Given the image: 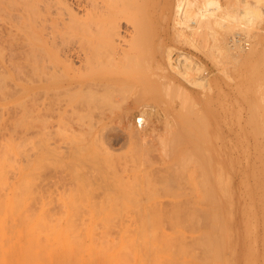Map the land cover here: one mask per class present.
Instances as JSON below:
<instances>
[{
    "label": "rangeland",
    "instance_id": "1",
    "mask_svg": "<svg viewBox=\"0 0 264 264\" xmlns=\"http://www.w3.org/2000/svg\"><path fill=\"white\" fill-rule=\"evenodd\" d=\"M8 1L2 5L4 0L2 3L0 0V182L4 183L0 184V222H3L1 219L6 220L7 217L8 220L14 215L17 227H26V232L23 229L24 233H27L29 226L24 224L30 221L40 223L36 224L37 230L38 227L42 229L43 225L46 228L47 225L49 227L53 224L50 225L54 227L53 232H56L53 236L51 233H48L51 234L48 236L46 232L49 229L43 228L48 239L55 238L54 235L57 234L55 240L51 239L55 241L54 245L51 241L48 242V245L53 247L60 240L61 236L58 235L62 234V230L64 232L66 225L67 230L72 226L78 233L82 230L79 234L81 238L75 233L77 241L80 238L78 243L82 244L85 239L82 246L88 245L85 247L89 250L82 246L76 250L80 264H264V45L256 50L250 49L251 52L245 50L246 56L243 59L238 63L227 64L226 71H223L216 59L203 49L200 52V49L174 42H169L166 49H160L144 44L153 37L156 42H160L158 35L149 32H141L138 36L123 34L124 42L117 43L118 46L112 48L120 57L115 54L114 63L109 62L105 66L111 77L122 80V84L119 83V86L114 88L116 93L112 90L113 93H106L108 96L98 98H87V95H76L72 92L30 93L23 90L27 84L24 82L25 78L27 80L25 71L28 70V58L25 54L30 47L26 45H30V41L37 43V37L33 34L35 40L29 38V34H25L26 29H20L16 25L17 4L21 0H17L14 8L11 6L14 0ZM9 3L11 5H8ZM6 5L14 10L16 8V11ZM15 25L16 27H13ZM143 34L146 37L142 36ZM262 35L264 39V33ZM132 37V40H138L133 43L134 46ZM170 37L172 35L169 40ZM246 37L248 35L243 38ZM249 37L253 38L254 35ZM138 38H141L142 42ZM167 49L176 50L174 59L177 53H186L204 67L208 78L204 76V80L202 74L200 77L193 76L197 77V80L203 78L201 80L205 82L202 88L188 85L174 76L164 58ZM121 57L126 60L124 63ZM131 63L134 68H131ZM167 81H171L170 84H166ZM207 83H210L209 86L205 85ZM175 85L177 89L169 88ZM145 89H148L149 93ZM141 90L142 95L139 92ZM95 100L103 102L99 109L92 107L91 110L88 106V111L83 108L90 103L100 104ZM146 105L151 106L153 112H147V127L138 133L135 122ZM108 134L119 138H109ZM5 138L9 141L6 142ZM31 140L33 143L30 144L33 146L29 144ZM5 144L8 146H4ZM29 153L35 155L30 170L26 162ZM11 161L16 163L13 165ZM36 176L39 178L35 179ZM18 195L21 200H18ZM76 206L78 208L75 209ZM65 212L64 219L77 215L75 218L79 219L80 224L84 222L83 225L79 226V221L74 218L64 220L61 214ZM79 212L85 219H89L92 214L96 218L84 221L83 217H78ZM45 213L53 217L54 221L59 215L63 221L60 219V222H51L53 218L49 215L43 218ZM22 219L24 220L20 222ZM12 220L14 222V219ZM12 220L7 221V228L9 224L12 226ZM113 222L120 226L116 227ZM122 224H125L124 227ZM113 225L120 228L118 231L121 232L117 233ZM56 227H59L60 233L58 229L55 231ZM83 228H86L84 232ZM112 229L116 235L112 234ZM50 230L52 232V229ZM36 232L40 231L34 233ZM72 232L73 230H70L64 234L67 238L70 237L68 239L71 243L75 242L73 246H79L73 241L76 238L72 240L73 235L75 236ZM34 233L30 234L33 239L36 236ZM110 233L115 236L111 237ZM39 236L37 240L43 237L46 240L45 236ZM117 236L121 238L118 239ZM62 237L56 249L63 247V253L60 254L62 251L58 249L60 252L55 251L56 255L51 256L49 253L54 252L52 246L51 251H42L50 255L53 262H49L50 258L45 254L43 256L49 264H70L69 257L64 258L66 255H63L69 253L67 250L70 247L64 250L65 245L71 244L68 245L69 240ZM197 237L199 239H196ZM23 239L22 244L25 240L28 243L27 236ZM92 239L97 240L96 243ZM42 241L44 242V239ZM26 243L24 246H27ZM36 244L34 243V246ZM101 245L106 248L109 246L108 251ZM27 247L30 250V247ZM129 247L132 248L133 254ZM82 248L86 252H80ZM74 251L70 250L71 253ZM30 252L28 251L26 256H31ZM34 252L36 253V250ZM57 254L62 255L60 259L55 257ZM74 255L72 253L73 257H70L71 263L77 264ZM26 258L24 257L30 264L29 257ZM37 261L38 264L42 262ZM44 261L42 264H45Z\"/></svg>",
    "mask_w": 264,
    "mask_h": 264
},
{
    "label": "bare ground",
    "instance_id": "2",
    "mask_svg": "<svg viewBox=\"0 0 264 264\" xmlns=\"http://www.w3.org/2000/svg\"><path fill=\"white\" fill-rule=\"evenodd\" d=\"M12 1V0H11ZM10 3L13 2V4L11 5L10 3L8 5H11L13 7V5H16L17 0L12 1ZM19 1V0H18ZM22 1V3H21ZM19 1V3L17 4L18 8L16 11L11 7H8L6 5V7L10 8L11 10H13L14 12L16 11L17 14L15 16V21H16V25L17 27L19 26L20 29H26L25 34H29V38H34L33 40H35V38L37 37V39L35 40L37 43H33L30 41V45H26L27 47L30 46L28 48V53L25 54V57L28 58V66L26 68H28V70H26L25 72H27L26 76H27V80L25 78L24 82L26 81V87H23V90L26 92H30V93H35V92H44L46 94L51 93V92H61V93H75L76 95H87V98H98V97H104L105 95H107L110 91V94L113 93V91L115 92L116 89L114 90V88L118 85L119 83H121V79L117 78V77H111L106 69L105 66L106 64L110 63H114L115 58V54L118 55V52H115V50H112L113 46H116L117 43L121 44L122 42H124V37L123 34L126 35H139V33H145V32H149L152 33V35H158L159 38H161L159 41L160 42H156L155 37H151V40H147L146 43L144 44H148V46H154V47H160V49H166L167 44L169 42H174L178 45H185V46H189L192 47L194 49H200L202 52L205 50L207 53H210V55L216 59L217 63L219 64L220 68L223 71H226L225 67L227 64H230L231 62H236L238 63L241 59L244 58L245 55V50H253V49H257L260 46L264 45V39H263V35L262 33H264V0H21ZM3 2V0H1V3ZM5 0L2 3L5 4ZM7 2H9L7 0ZM6 2V4H7ZM22 4V5H21ZM19 5H21L19 7ZM4 8V7H3ZM12 11V12H13ZM8 12V11H6ZM1 13V12H0ZM8 14V13H7ZM9 16V15H8ZM12 16V15H10ZM14 18V16H12ZM10 20V19H9ZM12 20V19H11ZM14 21V20H12ZM15 23V22H14ZM13 23V24H14ZM11 24V23H10ZM12 25V24H11ZM13 26V27H16ZM18 29V28H17ZM23 29V30H24ZM10 30V29H9ZM13 30V29H11ZM23 32V31H21ZM12 33V32H11ZM147 33V34H149ZM256 33V34H255ZM33 34L36 37H33ZM146 34V33H145ZM145 34H143L142 36H144ZM243 34H245L246 36L253 34L254 37H246L243 38ZM137 35V36H138ZM172 35V37H170L169 40V36ZM149 36V35H148ZM147 36V37H148ZM151 36V34H150ZM149 36V37H150ZM131 36H129L130 38ZM136 37V36H135ZM141 37V35H140ZM146 37V36H144ZM143 37V38H144ZM134 37L131 38L132 45L134 46L135 44H133L134 42H138L132 40ZM137 38V37H136ZM135 38V39H136ZM128 39V38H127ZM126 39V40H127ZM139 39V38H138ZM141 39V38H140ZM139 39V40H140ZM142 42V40H140ZM127 43V42H126ZM141 44V43H140ZM131 45V44H130ZM142 45V44H141ZM252 45V47L250 46ZM118 46V45H117ZM124 46V45H123ZM145 46V45H144ZM126 47V46H125ZM141 47V46H140ZM146 47V46H145ZM24 48V47H23ZM136 48V47H135ZM142 48V47H141ZM116 49V48H115ZM119 49L121 50V47H119ZM125 49V48H124ZM133 49V48H132ZM137 49V48H136ZM158 49V48H157ZM118 50V47H117ZM131 50V49H130ZM129 50V51H130ZM135 50V49H134ZM140 50V49H139ZM142 50V49H141ZM140 50V51H141ZM250 50V52H251ZM254 50V51H255ZM160 51V50H159ZM167 51V52H166ZM165 52V60L167 62V64L170 66L169 68L171 69L172 73L174 74V76L179 77L180 79H182L185 83H187L188 85H192L195 86L197 88H202L204 86V76H208L207 72H204V67L202 68L190 55H187L186 53H182L179 52L177 53V57L174 59L175 57V51H173V49H167ZM235 51H238L237 53H235ZM249 52V53H250ZM133 53V52H132ZM139 53V52H138ZM205 53V52H204ZM135 54V53H133ZM203 54V53H202ZM128 55V54H126ZM119 56V55H118ZM252 56V55H251ZM117 57V56H116ZM120 57V56H119ZM138 57V56H136ZM136 57L134 59H136ZM133 58V57H132ZM120 59V58H119ZM128 59V58H126ZM131 59V57H130ZM129 59V60H130ZM140 59V58H139ZM137 59V60H139ZM246 59V58H245ZM121 60L124 61V57ZM120 60V61H121ZM142 64L144 63V58L142 57ZM113 61V62H112ZM128 61V60H127ZM131 61V60H130ZM135 61V60H134ZM140 61V60H139ZM136 61V62H139ZM116 63V62H115ZM122 62H120V65L122 67H124ZM134 63V62H133ZM156 63V62H155ZM138 64V63H137ZM159 64V62H158ZM132 65V63L130 64V66ZM127 66V65H126ZM138 66V65H137ZM136 66V67H137ZM143 66V65H142ZM141 66V67H142ZM112 67V65H111ZM118 67V66H117ZM121 67V68H122ZM133 67V65L131 66V68ZM160 67V66H159ZM223 67V68H222ZM108 68V67H107ZM115 68V67H114ZM130 68V67H129ZM134 68V67H133ZM140 68V65L139 67ZM123 69V68H122ZM126 69V68H125ZM204 78V80H201L203 78H201L200 80L196 79L195 77H193L194 75H199V77L201 76ZM163 76V75H161ZM229 77V76H228ZM208 78V77H207ZM206 78V79H207ZM164 79V78H163ZM124 81V80H123ZM169 81V80H168ZM167 81V82H168ZM263 81V80H262ZM171 82V81H170ZM170 82L166 83V84H170ZM207 82V81H206ZM122 84V83H121ZM162 84V83H161ZM164 84V83H163ZM165 84V85H166ZM210 84L207 83L205 84L206 86ZM172 85V84H171ZM177 85V84H176ZM176 85L173 86V88L170 86L169 88L171 90H173L174 88H176ZM168 86V85H167ZM166 86V87H167ZM209 86V85H208ZM178 87V86H177ZM180 87V86H179ZM136 88V87H135ZM210 88V87H209ZM26 89V90H25ZM143 89V88H142ZM165 89V87H164ZM163 89V90H164ZM177 89V88H176ZM179 89V88H178ZM181 89V88H180ZM179 89V90H180ZM113 90V91H112ZM120 90V89H119ZM144 90V89H143ZM148 89H145V91ZM166 90V89H165ZM169 91V89H167ZM184 90V89H183ZM208 90V89H207ZM112 91V92H111ZM118 91V90H117ZM178 91V90H177ZM140 95H142L143 93L142 90L139 91ZM147 92V91H146ZM144 92V93H146ZM172 92V91H171ZM183 91H181L182 93ZM107 93V94H106ZM116 93V92H115ZM149 93V90H148ZM166 93V91H165ZM175 93V91H174ZM180 93V94H181ZM121 94V93H120ZM119 94V95H120ZM185 94V93H184ZM188 94V93H187ZM113 95V94H112ZM118 95V96H119ZM146 95V94H144ZM166 95V94H165ZM169 95V94H168ZM183 95V93H182ZM89 96V97H88ZM108 96V95H107ZM106 96V97H107ZM114 96V95H113ZM111 96V97H113ZM178 96V95H177ZM186 96V95H185ZM110 97V98H111ZM126 97V96H125ZM142 97V96H141ZM179 97V96H178ZM188 97V96H187ZM137 98V97H136ZM181 98V97H180ZM102 99V98H101ZM106 99V98H105ZM70 101V100H69ZM85 101V100H83ZM82 101V103H83ZM96 103H100V104H94V103H90V105H86L87 107L83 108H87L89 111V107H91V110L94 109H99L100 105L102 103L97 100H95ZM93 101V102H95ZM106 101V100H105ZM108 101V100H107ZM111 101V100H110ZM184 101V100H183ZM72 103V102H71ZM81 103V102H80ZM138 103V102H137ZM76 104V103H75ZM106 104V103H105ZM188 104V103H187ZM64 105V104H63ZM77 105V104H76ZM82 105V104H81ZM80 106V104H79ZM102 106V105H101ZM138 106V105H137ZM194 106V105H193ZM93 107V108H92ZM111 107V106H110ZM143 107V106H142ZM141 107V108H142ZM183 107V106H182ZM63 108V107H62ZM65 108V107H64ZM82 108V107H81ZM80 108V109H81ZM82 108V109H83ZM106 108V107H105ZM72 109V108H71ZM70 109V110H71ZM103 111V109H101ZM106 110V109H105ZM152 108L151 106H145L142 108V111L140 112L141 116L137 117L136 119V127L138 130H136L139 133V130H143L146 126L145 121H148L145 119V117L148 115L149 112H153L151 111ZM174 110V109H173ZM73 111V110H72ZM79 111V110H78ZM85 111V109H84ZM96 111V110H95ZM249 111V110H248ZM77 112V111H76ZM81 112V111H80ZM87 112V111H86ZM85 112V113H86ZM97 112V111H96ZM105 112V111H104ZM148 112V113H147ZM159 112V111H158ZM88 113V112H87ZM92 113V112H90ZM99 113V112H98ZM250 113V112H249ZM258 113V112H257ZM89 114V113H88ZM103 114V113H102ZM150 114V113H149ZM264 114V113H263ZM93 115V113H92ZM97 115V114H96ZM154 115V114H153ZM258 114H256L257 116ZM99 116V115H97ZM255 116V117H256ZM96 117V116H95ZM143 117V118H142ZM250 117V116H249ZM253 117V116H252ZM264 117V115H263ZM98 118V117H97ZM100 118V117H99ZM261 118V117H260ZM92 119V118H91ZM256 119V118H254ZM167 120V119H166ZM252 119H250L251 121ZM19 121V120H18ZM249 122V121H248ZM263 122V121H262ZM260 122V124L262 123ZM18 123V122H17ZM97 123V122H96ZM152 123V122H151ZM166 123V122H165ZM16 125V123H15ZM19 125V124H18ZM95 125V124H94ZM166 125V124H165ZM258 125V123H257ZM262 125V124H261ZM131 126V125H130ZM136 127H134V129H136ZM175 127V126H174ZM168 128V127H167ZM171 128V127H170ZM264 130V129H263ZM167 131V130H166ZM135 132V131H134ZM142 132V131H141ZM23 133V132H22ZM136 133V132H135ZM170 133V132H169ZM134 134V133H133ZM132 134V135H133ZM144 134V133H143ZM142 134V135H143ZM152 134V133H151ZM29 135V134H28ZM31 135V134H30ZM109 138L114 137L116 139L119 138V136H112V134H108ZM115 135V134H114ZM137 135V134H136ZM154 135V134H153ZM17 136V135H16ZM23 136V135H22ZM26 136V135H25ZM135 136V135H134ZM171 136V135H170ZM3 137V136H2ZM8 138V136H6ZM12 137V135H11ZM9 136V138H11ZM33 137H36V139L38 138L37 136L33 135ZM18 138V137H16ZM30 138V137H29ZM32 138V136H31ZM138 138V137H137ZM6 139V138H5ZM5 139L3 141H5ZM19 139V138H18ZM24 139V137H23ZM173 139V138H172ZM113 140V139H112ZM9 140L6 139V142H8ZM12 141V140H11ZM24 141V140H23ZM175 141V140H174ZM19 142V141H18ZM27 142V141H26ZM31 141H29L30 144ZM33 143V142H32ZM30 144L33 146V144ZM175 143V142H174ZM179 143V142H178ZM3 144V143H2ZM10 144V143H9ZM20 144V143H19ZM7 144H5L4 146H6ZM23 145V143H22ZM21 145V146H22ZM2 146V147H4ZM8 146V145H7ZM19 146V145H18ZM17 146V147H18ZM35 146V145H34ZM37 147V146H36ZM264 147V145H263ZM6 148V147H5ZM31 148V147H30ZM22 149V147H21ZM27 149V148H26ZM32 149V148H31ZM30 149V150H31ZM1 150V149H0ZM3 150V149H2ZM177 150V149H176ZM23 151V150H21ZM33 152V151H32ZM35 152V150H34ZM33 152V153H34ZM174 152V151H173ZM4 153L5 150H4ZM21 153V152H19ZM18 153V154H19ZM31 153V152H30ZM30 153L28 155H30ZM170 153V152H169ZM11 154V153H10ZM32 154V153H31ZM24 155V153H23ZM27 155V156H28ZM1 156V155H0ZM14 156V155H13ZM21 156V154H20ZM33 155H30L29 157H27L26 162H27V166L29 168V170L32 168V163H33ZM9 157V156H7ZM11 157V155H10ZM9 157V158H10ZM2 158V157H1ZM14 158V157H13ZM16 159V158H14ZM12 159V160H14ZM7 160V159H6ZM20 160V159H18ZM16 161V160H15ZM13 161V162H15ZM10 162V161H9ZM8 162V163H9ZM25 162V161H24ZM25 162V163H26ZM1 163V162H0ZM6 163V162H5ZM7 163V164H8ZM12 163V161H11ZM10 163V165H11ZM16 163V162H15ZM14 163V164H15ZM37 163V162H36ZM3 164V163H2ZM13 164V163H12ZM13 164V165H14ZM257 164V163H256ZM6 165V164H5ZM12 165V166H13ZM17 167V166H16ZM7 168V167H6ZM5 168V169H6ZM9 168V166H8ZM27 168V167H26ZM35 168V167H34ZM11 171V170H10ZM32 171V170H31ZM8 172V171H7ZM13 172V171H12ZM1 173V172H0ZM11 173V172H10ZM33 173V172H32ZM9 174V172H8ZM16 174V173H15ZM31 173H29L28 175L30 176ZM2 175V174H0ZM4 175V174H3ZM13 175V174H12ZM37 175V174H36ZM28 176V178H29ZM35 176V175H32ZM1 177V176H0ZM7 177V175H6ZM10 177V176H9ZM27 177V176H26ZM11 178V177H10ZM13 178V177H12ZM33 177H31L32 179ZM39 178V177H35ZM4 179V178H3ZM8 179V178H7ZM26 180V179H25ZM10 181V180H9ZM40 181V180H39ZM27 183V180H26ZM0 184H2V182H0ZM4 184V183H3ZM2 184V185H3ZM31 184V183H30ZM36 187V184H34ZM31 186V185H30ZM6 187V186H5ZM1 188V186H0ZM4 188V187H3ZM37 189L39 187H36ZM5 189V188H4ZM22 189V188H21ZM27 190V189H26ZM33 190V187H32ZM39 190V189H38ZM7 191V190H6ZM21 191V190H20ZM19 191V192H20ZM37 190H35L36 192ZM40 191V190H39ZM32 192V191H31ZM34 193V192H33ZM40 193V192H39ZM4 194V193H3ZM32 194V193H30ZM35 194V193H34ZM22 195V194H21ZM19 196V195H18ZM36 196V195H35ZM39 196V195H38ZM41 196V195H40ZM4 197V196H3ZM2 197V199H3ZM1 198V196H0ZM16 199V198H15ZM21 200L20 196L18 198V200ZM36 199V197H35ZM201 200V199H199ZM198 200V201H199ZM28 201V200H27ZM41 201V200H39ZM37 201V202H39ZM3 202V201H2ZM15 202V201H14ZM19 203V201H17ZM15 202V203H17ZM21 202V201H20ZM35 201H33L32 203H34ZM200 202V201H199ZM31 203V204H32ZM74 203V202H73ZM1 204V201H0ZM13 204V203H11ZM35 204V203H34ZM39 204V203H38ZM36 205V204H35ZM46 205V204H44ZM22 206V205H21ZM31 206V205H30ZM34 206V205H32ZM47 206V205H46ZM38 207V206H36ZM49 207V206H48ZM56 207V206H54ZM58 207V206H57ZM2 208V207H1ZM18 208V207H17ZM71 208V207H70ZM78 208V206L75 207V209ZM80 208V207H79ZM3 209V208H2ZM31 209V208H30ZM4 210V209H3ZM14 210V209H13ZM16 210V209H15ZM14 210V211H15ZM38 210V209H37ZM44 210V208H43ZM51 210V209H49ZM78 210V209H77ZM76 210V211H77ZM81 210V209H79ZM78 210V211H79ZM84 210V209H83ZM98 210V209H96ZM104 210V209H103ZM1 211V210H0ZM61 211V210H60ZM68 211V210H67ZM66 211V212H67ZM71 211V210H70ZM15 212H19L18 210ZM29 212V211H28ZM35 212L34 208H33V213ZM58 212V210H57ZM64 212V210H63ZM65 214H61L63 215V219ZM69 212V211H68ZM6 213V211H5ZM4 213V214H5ZM11 213V212H10ZM40 213V212H39ZM44 213V212H43ZM42 213V214H43ZM50 213V212H49ZM54 214V212H52ZM62 213V212H60ZM81 215V212H79ZM88 213V212H87ZM37 214V213H36ZM35 214V215H36ZM41 214V215H42ZM46 214V213H45ZM51 214V213H50ZM56 215H58V213H55ZM78 214V213H76ZM86 214V213H85ZM90 214V212H89ZM97 214V213H95ZM10 215V214H9ZM22 215V214H21ZM31 215V214H30ZM28 215V216H30ZM34 215V216H35ZM40 215V216H41ZM49 215V214H48ZM47 214L43 216V218L46 216H48ZM52 215V214H51ZM70 214H67V216ZM78 217H83L82 215ZM6 216V215H5ZM20 216V215H19ZM18 216V217H19ZM26 216V213H25ZM34 216L32 219H34ZM50 216V215H49ZM77 215H75L76 217ZM85 216V215H84ZM91 216V215H90ZM98 216V214H97ZM10 217V216H9ZM12 217V216H11ZM11 217L8 220H13L12 222V226L8 225L7 228V217L6 220L5 219H1V221H3L2 223L0 222V264H28V262L24 259V257H29L28 260L30 262V264H38L40 261H42L40 264L43 263V261L45 260V257L43 256H50L51 254H55L56 253L62 251V248H58L56 249V245H58V242H61V237L63 236L64 233H66L67 231L70 232V230L75 233H78L75 231V229L72 227H69L70 230L68 229V225H66L65 230L63 232V230L61 231L62 234L58 235L61 236L59 237L60 240L58 241L56 239V244L55 247H53L55 241V238L57 236L52 237L54 233L53 232V228L54 227H50V225L53 226V224H50L49 227L46 226V228L44 227L45 225H43L42 229L40 227H38L39 229L37 230V225H39L40 223H31V221L27 224L25 223V225H29L28 229H27V233L23 232V229H25L26 227H24L23 229L19 226L21 225L19 223V227H17V223L15 220V216L13 215L12 219ZM42 217V216H41ZM51 217V216H50ZM58 220L54 218L51 222H60V219L62 217H60L59 215L57 216ZM71 217V216H70ZM65 217L64 220H71V219H77L75 217H71V218ZM88 217V216H87ZM4 218V217H3ZM21 218V216H20ZM24 218V217H22ZM84 218V217H83ZM94 216L92 214L91 217H89V219H85V220H90L93 219ZM96 218V217H95ZM94 218V219H95ZM36 219V218H35ZM39 219V218H38ZM36 219V220H38ZM42 219V218H41ZM49 219V218H47ZM73 219V220H74ZM81 219V218H80ZM93 219V220H94ZM117 219V218H116ZM20 220V219H19ZM24 219H22L20 222H22ZM26 220V217H25ZM51 220V219H50ZM62 220V219H61ZM79 221V219H77ZM118 220V219H117ZM18 221V220H17ZM35 221V220H34ZM45 221V220H44ZM63 221V220H62ZM76 221V220H75ZM82 221V220H81ZM99 221V220H97ZM103 221V220H101ZM111 221V220H110ZM113 221V220H112ZM9 222V221H8ZM25 222V221H24ZM23 222V223H24ZM49 222V221H48ZM66 222V221H65ZM120 222V221H119ZM30 223L32 225H30ZM47 223V222H46ZM69 223V222H68ZM79 226L83 225L80 224V221L78 222ZM77 223V224H78ZM86 223V222H85ZM106 223V222H105ZM114 223V222H113ZM116 223V222H115ZM114 223V224H115ZM136 223V222H135ZM67 224V223H66ZM89 224V223H88ZM130 223H128L129 225ZM23 225V224H22ZM36 225V226H35ZM56 225V224H55ZM63 225V224H62ZM103 225V224H102ZM110 225V223H109ZM108 225V226H109ZM112 225V224H111ZM123 225V224H122ZM125 225V224H124ZM123 225V227H124ZM133 225V224H132ZM57 226H61V224H57ZM70 226V225H69ZM77 226V225H76ZM78 226V227H79ZM87 226V224H86ZM100 226V225H99ZM107 226V227H108ZM115 225H113L114 227ZM120 225L116 223V227H119ZM23 227V226H22ZM84 227V226H83ZM96 227V226H95ZM103 227V226H102ZM101 227V228H102ZM111 227V226H109ZM114 227V228H116ZM130 227V226H129ZM49 229V231L45 229ZM80 228V227H79ZM7 229H9V232H7ZM43 231H41V230ZM52 229V232L51 230ZM58 229L59 232V227L55 228ZM62 229V228H61ZM82 229V228H81ZM80 229V230H81ZM86 229V228H85ZM83 228V232L85 230ZM99 229V228H98ZM103 229V228H102ZM117 229V233L121 232L118 231L120 230V228H116ZM126 229V228H125ZM135 229V228H134ZM40 231V232H36L35 231ZM78 231V230H77ZM82 231V230H81ZM81 231H79L81 233ZM97 231V230H96ZM106 231H110V230H106ZM113 229H112V234H117V233H113ZM130 231V230H129ZM26 232V229H25ZM32 232L34 234H36V236H34L35 239L32 238V236L30 234H32ZM44 232L51 233L52 234V238L48 239L47 237L50 236L48 234H45ZM72 232V233H73ZM94 232V231H93ZM115 232V231H114ZM139 232V231H138ZM45 235H43V234ZM60 233V232H59ZM78 233V235L80 234ZM99 233V232H98ZM101 233V232H100ZM99 233V234H100ZM103 233V232H102ZM126 233V232H125ZM39 234L41 237L42 236H47L46 240L44 239V242L39 239L37 240L36 238L39 236L37 235ZM96 234V233H95ZM127 234V233H126ZM138 234V233H137ZM71 235V233H70ZM73 235V234H72ZM94 235V234H93ZM98 235V234H97ZM96 235V236H97ZM106 235V232L105 234ZM108 235V233H107ZM111 235V233H110ZM109 235V236H110ZM114 235V236H115ZM119 235V234H118ZM133 235V232H132ZM28 238V243H26L27 241L25 240V243L27 244V246H34V243L36 244L37 241L38 243L32 248L30 247V250L28 249L27 246H24L25 243L22 244L23 242V238L26 237ZM30 236V237H29ZM39 236V237H40ZM65 236V234H64ZM63 236V237H64ZM67 236V235H66ZM64 237L66 238V240L70 237ZM69 236V235H68ZM82 236H84L82 234ZM90 236V235H89ZM101 236V235H100ZM106 236V237H109ZM111 235V237H114ZM122 236V235H121ZM131 236V235H130ZM135 236V235H134ZM133 236V237H134ZM62 237V238H63ZM72 237V236H71ZM77 237V234H75V236L73 235V239H75ZM80 237V235L78 236ZM77 237V238H78ZM98 237V236H97ZM104 237V236H103ZM104 237V238H106ZM118 237V236H117ZM124 237V236H123ZM201 236H199L200 238ZM76 241L77 244L81 243L78 241H81V237L79 238V240ZM86 238V236H85ZM94 238V237H93ZM96 238V237H95ZM121 238V237H120ZM118 237V239H120ZM125 238V237H124ZM198 237L196 239H199ZM26 239V238H25ZM49 241H48V240ZM53 239V240H51ZM68 239V240H69ZM115 239V238H114ZM116 238V240H118ZM129 239V238H127ZM138 239V238H137ZM32 242H31V241ZM85 243V239H83ZM94 241V239H92ZM102 240V238H101ZM100 240V241H101ZM109 239H107L108 241ZM51 241V242H50ZM65 240H63L64 242ZM97 241V240H95ZM94 241V242H95ZM98 241V243L100 242ZM119 241V240H118ZM125 241V240H124ZM127 241V240H126ZM135 241V240H134ZM40 242V243H39ZM46 242V243H45ZM48 242H50L51 244L53 243V245H48ZM63 242L61 243V245H63ZM70 243L69 244H75V242L71 243V241L69 240ZM32 243V244H31ZM58 243V244H57ZM65 243V242H64ZM79 244V246L76 245H65L66 247H64V250L67 249V247L73 251V249L75 250L74 252H72L73 254H75L74 256L75 259L77 260L78 263L80 264L81 261H79L77 258L78 256L76 255V253L81 248V246L83 245ZM96 243V242H95ZM97 243V245H98ZM111 243V242H110ZM118 243V242H117ZM135 244V242H133ZM132 243V244H133ZM31 244V245H30ZM39 244V245H38ZM41 244V245H40ZM44 244V245H42ZM47 244V245H46ZM103 244V242H102ZM109 244V243H108ZM107 244V245H108ZM114 244V243H112ZM111 244V245H112ZM121 245V244H120ZM40 248H39V247ZM49 246V247H47ZM52 246V247H51ZM88 246V245H85ZM85 246H82L84 249L86 248ZM99 246V245H98ZM104 246V245H101ZM113 247L115 245H112ZM133 246V245H131ZM27 247V249H26ZM36 247V249H35ZM54 252L51 253V249ZM58 247V246H57ZM74 247V248H73ZM75 247H79L78 249ZM106 248V246H104ZM109 247V246H108ZM107 247V248H108ZM32 248V250H31ZM37 248L40 249L39 253L37 251ZM82 248L81 251H83L84 249ZM94 248H96V246H94ZM106 248V249H107ZM125 248V247H124ZM123 248V249H124ZM130 248V247H129ZM43 249V250H42ZM45 249V250H44ZM67 250L68 255L65 253L64 251V255L63 257L66 255V257L64 258H68V262L70 264L71 263V259L72 258V253L70 252V250ZM98 251H100L98 248H96ZM106 249H102V250H106ZM111 249V246L110 248ZM132 248H130L131 251ZM144 249V247H143ZM26 250V252L24 251ZM36 250V253L34 252ZM50 250L51 252L49 253L50 255H47L45 253H47L46 251ZM86 250H89V248H86ZM31 251L29 254H31V256H26L27 252ZM33 251V253H32ZM42 251H45L42 252ZM108 251V249H107ZM111 251V250H109ZM129 251V249H128ZM130 251L128 253H130ZM133 251V250H132ZM131 251V253L133 254V252ZM136 251V250H135ZM145 251V250H144ZM49 252V251H48ZM83 252H86L85 250ZM103 252V251H102ZM126 252V250H125ZM124 252V254H125ZM147 252V250H146ZM35 253V254H34ZM63 253L60 252V254ZM71 253V254H70ZM106 252H104L105 254ZM112 253V252H111ZM130 253V254H131ZM39 254V255H38ZM45 254V255H44ZM102 254V256L104 255ZM110 254V253H109ZM120 254V253H119ZM118 254V255H119ZM122 254H123V250H122ZM33 255V257H32ZM34 255H38V256H34ZM51 255V256H52ZM56 255V254H55ZM54 255V256H55ZM59 254H57V256H55L56 258L58 257L60 259V256H58ZM71 255V256H70ZM87 255V254H86ZM90 255V254H89ZM113 255V254H112ZM129 256V255H128ZM32 261H31V258ZM42 257V258H40ZM47 257V258H48ZM92 256H90L91 258ZM93 257H95L93 255ZM115 257H118L115 255ZM120 257V256H119ZM118 257V258H119ZM131 257V256H129ZM134 257V256H133ZM26 258V259H27ZM46 258V259H47ZM51 260V257H49ZM81 258V257H80ZM88 258V257H87ZM101 258V256H100ZM104 258V257H103ZM111 258V256H110ZM127 258V256H126ZM41 259V260H40ZM43 259V260H42ZM53 259V258H52ZM93 259V258H92ZM102 259V258H101ZM115 259V258H114ZM36 260V261H35ZM48 260H45L44 263L45 264H49ZM57 260V259H56ZM70 260V261H69ZM80 260H84V259H80ZM108 260V259H107ZM111 260V259H109ZM35 261V263H33ZM52 261V260H51ZM66 261V260H65ZM64 261V262H65ZM76 261V262H77ZM114 261V260H113ZM123 261V260H122ZM37 262V263H36ZM48 262V263H47ZM53 262V261H52ZM50 264H53V263ZM56 262V261H55ZM54 262V263H55ZM63 262V261H62ZM85 262V261H84ZM89 262V261H88ZM95 263V262H94ZM98 263V262H97ZM101 263V262H100ZM114 263V262H113ZM119 263V262H118ZM60 264V262H59ZM63 264V263H62ZM65 264V263H64ZM68 264V263H67ZM74 264V263H73ZM83 264V263H82ZM90 264V263H87Z\"/></svg>",
    "mask_w": 264,
    "mask_h": 264
}]
</instances>
